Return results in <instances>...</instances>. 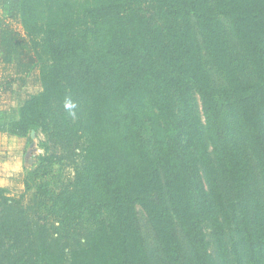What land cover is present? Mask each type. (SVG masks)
Returning a JSON list of instances; mask_svg holds the SVG:
<instances>
[{
    "label": "trees",
    "instance_id": "1",
    "mask_svg": "<svg viewBox=\"0 0 264 264\" xmlns=\"http://www.w3.org/2000/svg\"><path fill=\"white\" fill-rule=\"evenodd\" d=\"M0 9V92L26 86L35 69L40 85L1 130L31 139L74 98V133L89 137L77 189L109 212L85 244L36 246L31 264H155L130 223L136 192L158 181L173 190L187 243L169 240L166 264H228L217 214L227 186L249 187L239 137L264 181V0H0ZM17 201L0 186V211ZM212 210L221 260L199 217ZM255 231L234 241L236 264H264Z\"/></svg>",
    "mask_w": 264,
    "mask_h": 264
},
{
    "label": "rangeland",
    "instance_id": "2",
    "mask_svg": "<svg viewBox=\"0 0 264 264\" xmlns=\"http://www.w3.org/2000/svg\"><path fill=\"white\" fill-rule=\"evenodd\" d=\"M38 74V69L33 70L28 84L17 92H37L40 88ZM0 105H5L1 99ZM198 112L202 117L200 103ZM77 119L76 101L69 98L64 105L53 106L45 131H36V149L30 154L32 164L26 161L29 184L14 194L18 201L9 210L0 211V264H31V249L42 244L64 248L70 253L71 249L85 244L97 221L109 214L93 191L77 189V173L85 169L84 148L89 140L87 134L74 133ZM27 142L30 146L32 138ZM238 148L249 170V187L237 191L227 186L225 210L217 214L224 226L228 264H236L237 256H242L241 249L235 250L234 241L245 227L250 226L264 236L262 171L241 137L238 138ZM209 149L215 158L211 146ZM172 191L158 181L150 189L136 192V213L130 224L144 238L155 264H166L167 258L162 251L169 240L178 239L185 247L187 245L182 235L183 213L176 206ZM72 193L75 194L74 212L65 205L66 198ZM213 211L199 217L210 253L214 259L221 260L214 237L216 213Z\"/></svg>",
    "mask_w": 264,
    "mask_h": 264
},
{
    "label": "crops",
    "instance_id": "3",
    "mask_svg": "<svg viewBox=\"0 0 264 264\" xmlns=\"http://www.w3.org/2000/svg\"><path fill=\"white\" fill-rule=\"evenodd\" d=\"M3 74H0V79ZM29 82V81H28ZM28 84V83H27ZM26 84V85H27ZM25 87H22L24 89ZM0 92V127L10 118L17 117L18 108L28 97L27 92ZM0 128V186L8 188L14 195L24 188V176L28 169L26 154L29 148L27 139L9 135Z\"/></svg>",
    "mask_w": 264,
    "mask_h": 264
},
{
    "label": "water",
    "instance_id": "4",
    "mask_svg": "<svg viewBox=\"0 0 264 264\" xmlns=\"http://www.w3.org/2000/svg\"><path fill=\"white\" fill-rule=\"evenodd\" d=\"M31 138H32V142L29 146V149L27 151V154H26V158H27V161L29 162V164H32L31 162L33 161L32 158H30V154L33 153V151L36 149V130H32L31 132Z\"/></svg>",
    "mask_w": 264,
    "mask_h": 264
}]
</instances>
